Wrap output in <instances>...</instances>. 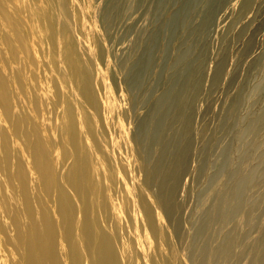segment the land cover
Masks as SVG:
<instances>
[{
    "label": "rangeland",
    "instance_id": "obj_1",
    "mask_svg": "<svg viewBox=\"0 0 264 264\" xmlns=\"http://www.w3.org/2000/svg\"><path fill=\"white\" fill-rule=\"evenodd\" d=\"M14 4L76 233L81 159L119 264H264V0Z\"/></svg>",
    "mask_w": 264,
    "mask_h": 264
},
{
    "label": "bare ground",
    "instance_id": "obj_2",
    "mask_svg": "<svg viewBox=\"0 0 264 264\" xmlns=\"http://www.w3.org/2000/svg\"><path fill=\"white\" fill-rule=\"evenodd\" d=\"M15 16L14 0H0V264H81L82 247L91 264H119L112 240L90 215L81 159L73 174L85 211L79 233L74 208L57 205L50 143L36 131L43 105L38 78Z\"/></svg>",
    "mask_w": 264,
    "mask_h": 264
}]
</instances>
